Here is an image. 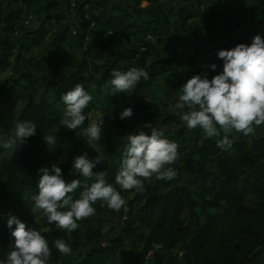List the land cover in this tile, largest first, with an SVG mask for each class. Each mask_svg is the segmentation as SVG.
Segmentation results:
<instances>
[{
    "label": "trees",
    "instance_id": "1",
    "mask_svg": "<svg viewBox=\"0 0 264 264\" xmlns=\"http://www.w3.org/2000/svg\"><path fill=\"white\" fill-rule=\"evenodd\" d=\"M78 1L73 7L75 15L79 14L76 31L70 32L65 26L44 43V24L54 19L59 2L20 0L25 15H35L31 27L24 26V36H32L30 43L25 41L19 47L24 55L28 54L26 48H40L38 61L51 66L56 59L52 57L55 47H85V51L73 74L19 112L18 91L0 86V135H10L17 120H32L37 126L35 135L0 158V260L12 250L13 238L6 226L11 215L26 227L38 217L51 248L49 264H264V125L259 126L250 150L237 153L232 146L226 154H237L233 163L217 164L206 159L202 151L205 137L197 135L199 128L196 132L187 127L177 131L167 128L178 121L174 104L166 99L169 94L157 83L166 75L167 85L179 96L191 76L207 73L211 79L222 70L218 50L250 44L255 35L264 39V0H231L222 14V3L217 0H107L104 6L96 1L93 5L100 10L91 6L89 16L84 9L92 2ZM19 15L5 17L0 9V45L5 51L1 69L16 47L11 22ZM212 63L217 65L215 70L209 68ZM130 67L145 68L149 80L142 79L130 94L111 92L110 72ZM93 74L98 79H92ZM79 83L93 96L85 111L94 110L103 116L98 143L75 131L56 129L64 107L61 98ZM126 107H131L133 114L121 120L119 113ZM147 116L168 124L162 128L164 135L178 143V159L171 165L177 176L168 181L155 177L146 180L143 192L123 190L126 203L119 210L123 218L119 228L107 221L115 212L101 201L94 205L95 215L79 220V227L71 233L48 224L32 200L39 169L57 163L66 181L81 180V187L72 193L78 198L83 185L91 180L73 172L72 159L82 153L90 159L99 154L102 160L93 171H105L107 182L120 190L114 178L126 138L142 130ZM47 135L55 136L54 143L45 142ZM220 202L231 208L238 220L234 237L242 241L233 248L235 238L226 229L227 241L217 244V222L201 223L197 215L198 209L214 208ZM56 239L66 240L71 249L81 239L87 240V246L83 251L72 249L62 254L54 247ZM155 246L162 247L161 253L155 251L158 259L146 263Z\"/></svg>",
    "mask_w": 264,
    "mask_h": 264
},
{
    "label": "clouds",
    "instance_id": "2",
    "mask_svg": "<svg viewBox=\"0 0 264 264\" xmlns=\"http://www.w3.org/2000/svg\"><path fill=\"white\" fill-rule=\"evenodd\" d=\"M216 57L222 60V70L208 78L207 73L195 74L181 87V94L174 105L180 112V119L188 129L199 128L208 138H216V146L221 150L232 147L230 134L235 131L242 135L254 134L258 126L264 125V39L255 35L250 44L239 43L234 47L218 50ZM217 65H209L215 70ZM149 72L143 67H130L126 71L112 70L108 84L113 93H132L142 79L149 80ZM64 111L60 125L67 129L80 128L81 136L89 142L101 138L103 116L90 119L84 126L85 109L93 96L82 83L76 84L63 96ZM133 109L124 108L119 113L121 120L131 117ZM149 131L129 133L121 152L119 169L115 175L117 190L106 180V172L93 169L102 160L98 154L90 159L87 153L74 156L71 169L76 175L91 180L85 183L78 198L72 193L81 187V180L66 181L57 163L39 169L37 192L32 196L37 209L48 224H55L68 233L75 231L79 220L96 213L94 205L101 201L108 208L119 211L125 205L121 195L123 190L144 191V182L155 177L168 181L177 176L171 167L178 159V143L168 139L164 132L145 124ZM36 124L32 120H17L11 134L0 135V149H16L18 144L36 134ZM56 131V130H55ZM223 133V135H222ZM46 143H54L55 136L47 135ZM14 225V227H13ZM6 226L10 229L12 250L0 264H49L51 248L45 236L35 227H26L15 216H9ZM54 247L62 254L72 249L64 239H56Z\"/></svg>",
    "mask_w": 264,
    "mask_h": 264
},
{
    "label": "rangeland",
    "instance_id": "3",
    "mask_svg": "<svg viewBox=\"0 0 264 264\" xmlns=\"http://www.w3.org/2000/svg\"><path fill=\"white\" fill-rule=\"evenodd\" d=\"M55 2H59V6L57 10L53 13L55 16L53 20L47 22L44 24L43 31L46 36H44V40L42 39V42L45 43L46 40H51L54 35H57L60 33L61 29L65 26H69V31H76V23L77 18L79 17V14L76 16L75 12L77 11L74 7L76 2L78 0H73L74 3H70L71 0H53ZM102 2L103 6L106 4L107 0H89L88 2H92V4H86V9H84V12H86L87 16L91 14L89 10L91 9V6H94V2ZM218 2L222 3V8L220 10V13H225L229 9V3L231 0H217ZM87 0H79L77 4L86 3ZM70 4V5H69ZM145 4H143L144 6ZM25 6L20 2V0H0V9L5 17H8L11 14L19 13V19L12 20L11 24L14 27L12 30L13 36L12 39L16 44L15 49L13 50L12 58L9 60V63L4 66V69L0 68V86L4 85L6 88H11L12 90L18 91L19 101L17 104V112L21 110V108L29 103H37L38 100L46 95L47 93L53 91L56 87H58L60 84H62L68 76L73 74V72L76 71L77 66L82 61V51H85V47L83 49L79 48H72L67 49L65 47H55L52 49V57L56 58L54 59V63L52 62L51 66L44 65L38 61L39 56L41 54V49L36 47H31L30 49L26 48V52L28 54L24 55L20 50L19 47L21 44H24L25 41L27 43H30L29 40L32 38V36H24L23 31L25 27L28 26L30 28V24L32 21H35V15L29 16L25 15L24 11ZM92 9L100 10V6H94ZM23 26V27H20ZM25 26V27H24ZM23 28V29H22ZM35 28V27H34ZM40 29V25L38 27ZM71 37V36H70ZM18 43V44H17ZM43 43V44H44ZM23 46V45H22ZM4 48L0 45V62L4 59ZM5 70V71H4ZM92 79H98L96 74L92 75ZM157 83L159 86L163 87L166 92L169 94V97L166 98L167 100H171L172 103L175 105L176 100L178 99V96L173 94V87L168 86L166 82V75L159 77L157 79ZM61 119L62 114L64 111V107H61ZM85 111V110H84ZM85 114L88 115L89 119H86L84 126H87L90 119H96L101 117L100 112L90 110L85 111ZM174 116L178 122H175L174 124L171 123L168 126V124H165L163 122H160L159 119L150 118L147 116L145 118L146 121L142 124L141 128L143 131H149L148 128H145V124H154V126L160 128L167 127L168 129L172 130H180L182 127H186L182 120L180 119V112L175 110ZM60 119V120H61ZM57 130H70L67 129L65 126L60 125V121L57 123ZM112 127H109V131L111 132ZM193 132H196L195 129H191ZM259 126L257 128V131L254 134L250 135H242L240 133H237L233 131L230 134V138L233 139V144L235 152L241 153L243 150H250L254 144L255 140L257 139L259 135ZM75 131L76 134L79 136L80 128H77ZM106 131V132H107ZM198 136H204L202 131H198ZM223 135V133H222ZM5 138L8 135H3ZM205 137V136H204ZM233 148V147H232ZM12 150H3L0 149V158L2 156L7 155ZM202 151L206 156L207 160L216 162L217 164H231L233 163V160L237 156L235 152L226 154V150H221L216 146V138H208L205 137L204 143L202 145ZM3 181V178L0 174V187L1 183ZM122 193V191H121ZM122 195V194H121ZM124 211L126 208L124 207ZM115 213L112 214L110 217L107 218V221L110 222L113 226L119 228L121 225V222L123 218H121V214L119 211H114ZM197 215L199 218V221L201 223H204L207 220H214L218 224V238H217V244H221L227 241V239L224 237L225 229L228 231L227 233L232 237L235 238V230L236 225L238 223L237 217L233 215V210L229 208L227 205H225L223 202H220V204L214 208L206 209V208H200L197 210ZM30 227H35L37 230L43 232L42 226L39 222L38 217H35V219L32 221ZM242 241L241 238H235L233 240V245L231 248L235 247V245L239 244V242ZM87 246V240H79L78 242H75L72 244V249L77 251H83L84 248ZM162 247L155 246L154 250L150 251L146 258V263L155 262L158 259V256H156V252L161 253ZM164 255V252L162 251V254Z\"/></svg>",
    "mask_w": 264,
    "mask_h": 264
}]
</instances>
